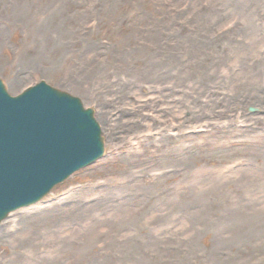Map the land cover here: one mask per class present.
<instances>
[{"label": "rangeland", "instance_id": "374dc122", "mask_svg": "<svg viewBox=\"0 0 264 264\" xmlns=\"http://www.w3.org/2000/svg\"><path fill=\"white\" fill-rule=\"evenodd\" d=\"M211 1L0 0L7 92L78 98L106 148L0 225V264H264V43L209 51Z\"/></svg>", "mask_w": 264, "mask_h": 264}, {"label": "water", "instance_id": "95a60500", "mask_svg": "<svg viewBox=\"0 0 264 264\" xmlns=\"http://www.w3.org/2000/svg\"><path fill=\"white\" fill-rule=\"evenodd\" d=\"M91 109L41 82L12 97L0 80V222L105 153Z\"/></svg>", "mask_w": 264, "mask_h": 264}, {"label": "bare ground", "instance_id": "6f19581e", "mask_svg": "<svg viewBox=\"0 0 264 264\" xmlns=\"http://www.w3.org/2000/svg\"><path fill=\"white\" fill-rule=\"evenodd\" d=\"M239 1L237 3V9H236L237 11H233V12L229 13V16L231 14L238 15L239 17H237V21L230 24L231 29H230V27L228 28V25H225L222 27V30L220 29L218 31L214 30L213 26H217V25L221 26V22L223 21V18L225 17L224 15L225 14L228 15V12H226L225 9L223 8V5H222V4H224L223 0H212L211 1V5H210L209 9H210V16L213 18H208V21H207V38L206 39H207V47H209V51H212V53H216L217 51H221L223 49V43L221 41H223V38H228V36H227L228 34H229V38H230L232 36L233 32H236V36L231 40H233L232 43H235L238 46L237 49H242L245 45H248L246 43L247 41L249 42V45H250V43H254V45H256V43H264V23H259L258 25H257V23H255V25H254V24H252V22L249 19L253 15H255L254 18L257 17L256 19H258V18L262 17L264 20V8L261 9L260 7H258L253 12H251V10L247 9L250 6L247 4L252 3L251 0H243V2H239ZM220 3H222V4H220ZM241 4H244L246 6H243ZM237 33H238V35H237ZM249 36H251L250 39H247V37H249ZM197 37H199V36H197ZM196 46H198L197 43H196ZM258 51L264 53V47H262ZM222 59L223 58H221L220 60H222ZM262 59H264V58H257V61H255V63L256 64L257 63H264V60H262ZM263 75H264V73H263ZM263 75L260 72V74L257 76V77H259L257 79L259 83H263L261 80ZM258 102H259V100H258ZM261 103L264 104V100ZM244 123H246V122H243L242 124H244ZM41 206H42V203L35 205V206H32V207H29V208H26V209L18 210L11 215L10 219H12V218H14L20 214L21 215L30 214L31 212L37 210ZM20 241H24V238H21Z\"/></svg>", "mask_w": 264, "mask_h": 264}, {"label": "flooded vegetation", "instance_id": "af4514ba", "mask_svg": "<svg viewBox=\"0 0 264 264\" xmlns=\"http://www.w3.org/2000/svg\"><path fill=\"white\" fill-rule=\"evenodd\" d=\"M17 232L18 231H16V232H13V233H10V234H4L1 238H0V241L1 242H7V243H13L14 244V242H16V243H18V241L20 240V237L21 236H19V233H18V235H17ZM17 235V236H16ZM24 240H25V238H24ZM21 242H23V243H25L24 241H21Z\"/></svg>", "mask_w": 264, "mask_h": 264}]
</instances>
